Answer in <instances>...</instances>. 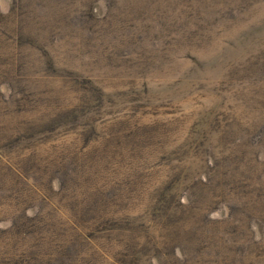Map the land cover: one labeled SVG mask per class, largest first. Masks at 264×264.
<instances>
[{"label":"rangeland","instance_id":"1","mask_svg":"<svg viewBox=\"0 0 264 264\" xmlns=\"http://www.w3.org/2000/svg\"><path fill=\"white\" fill-rule=\"evenodd\" d=\"M0 264H264V0H0Z\"/></svg>","mask_w":264,"mask_h":264}]
</instances>
